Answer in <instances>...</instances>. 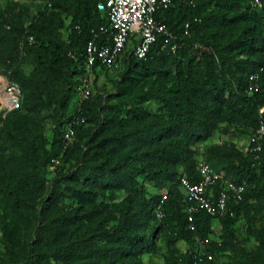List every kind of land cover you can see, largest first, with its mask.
Masks as SVG:
<instances>
[{"label": "trees", "instance_id": "trees-1", "mask_svg": "<svg viewBox=\"0 0 264 264\" xmlns=\"http://www.w3.org/2000/svg\"><path fill=\"white\" fill-rule=\"evenodd\" d=\"M99 1L44 0L29 24L0 9V71L23 94L21 109H0V223L16 244L20 225L27 231L10 264H149L143 254L157 253L158 238L165 264L204 253L207 264H264V147L251 151L264 118V0H173L156 17L177 49L160 35L145 58L125 50L114 91L83 99L84 79L112 70L86 65L89 41L112 43ZM203 162L245 192L222 216L196 213L191 229L181 179L198 182Z\"/></svg>", "mask_w": 264, "mask_h": 264}, {"label": "built area", "instance_id": "built-area-1", "mask_svg": "<svg viewBox=\"0 0 264 264\" xmlns=\"http://www.w3.org/2000/svg\"><path fill=\"white\" fill-rule=\"evenodd\" d=\"M186 1V0H184ZM173 0H100L99 10L108 11L110 25L102 26L100 31L112 33L111 44H99L95 40L89 41L86 47V65L89 72L96 64L110 67L111 69L121 65V59L130 42L132 36H137L132 53L137 58H145L153 44L160 35L164 36L163 47H170L172 51L177 49L174 35L168 30L165 23L159 21L156 13L161 8L168 7ZM255 3L262 6L261 0ZM33 38L30 37V40ZM255 75L250 76V90H257L258 87L253 83ZM90 77L84 79V84L79 88L83 99H87L91 94L89 86ZM6 95L13 102L12 106L0 105L9 110L17 108L23 97L20 86L16 82L7 80L4 86ZM74 123H70L65 131V139L70 141L75 135ZM253 147L251 151L261 152L264 147V118L261 119L256 133L252 137ZM59 163V160H53ZM200 179L194 183L186 177H182L181 184L185 190L189 213L190 228L194 229L195 214L206 211L213 216H222L228 211L230 200L240 201L243 198L245 187L229 179H222L208 163H201L199 166ZM216 187L218 190L216 192ZM166 195H163V199ZM158 216L162 214L158 212ZM201 247L204 242L201 241ZM206 257L193 255L191 264H207L213 259L212 254Z\"/></svg>", "mask_w": 264, "mask_h": 264}, {"label": "rangeland", "instance_id": "rangeland-1", "mask_svg": "<svg viewBox=\"0 0 264 264\" xmlns=\"http://www.w3.org/2000/svg\"><path fill=\"white\" fill-rule=\"evenodd\" d=\"M44 3V0H0V9L5 10L8 12L10 16H13L15 18H21L25 23L29 24L31 22L32 16L35 15L38 11V9L41 7V5ZM68 22V21H67ZM64 35L65 32H64ZM137 41V36H132L130 39V42L127 46V50H132L134 43ZM25 71L27 73H30L32 71V66L30 64L24 65ZM124 70V67H120L118 69H112L111 71L107 72H100L99 75H96L94 73L91 74L90 77V88L93 91V93H111L114 91L112 80L119 77L120 73ZM9 80V78L6 75H3L0 71V87L4 86L6 81ZM0 97L3 101L4 105H12L11 99L6 96V94H0ZM4 98H7V102L4 101ZM79 95L76 93L70 103V109L72 110L78 102ZM23 102V97L21 99L20 105L17 108L14 109H7L0 106V109L4 112V116L12 111V110H18L21 109ZM44 123L47 126V131L49 137H52V131H51V119L48 117V112L44 111ZM220 138L218 136H214L211 139H208L206 141H203L200 143V151L206 150L209 146L216 145L220 142ZM249 143L248 137H242L238 139V144L241 148L245 149L246 146ZM203 155L199 156V159H202ZM52 175V174H50ZM149 189L155 193L158 192V189L154 188L152 184H149ZM215 226V235L212 236V238H217L220 233V224L219 221L216 219L214 221ZM25 224L20 225V229L17 232L16 236V242L11 241L10 237L6 233L4 229V224L0 223V264H10V261L8 259V255L12 251H17L18 249L22 248L26 244V237H27V231L25 229ZM238 234L241 238H246V232H245V226L244 221L240 220L237 224ZM156 247H157V253H144L143 259L145 262L149 264H165L166 262V255L169 254V251L166 247L165 240L162 238H158L156 240ZM256 244V241L254 239H249L247 242L248 247H254ZM178 249L181 252H185L187 249H189V246L186 245L184 242H180L178 244ZM228 257H224L222 260H226Z\"/></svg>", "mask_w": 264, "mask_h": 264}, {"label": "crops", "instance_id": "crops-1", "mask_svg": "<svg viewBox=\"0 0 264 264\" xmlns=\"http://www.w3.org/2000/svg\"><path fill=\"white\" fill-rule=\"evenodd\" d=\"M4 86H5V85H4ZM4 86H1V87H0V94H6V93H5ZM0 105H3V101H2V99H1V97H0Z\"/></svg>", "mask_w": 264, "mask_h": 264}, {"label": "bare ground", "instance_id": "bare-ground-1", "mask_svg": "<svg viewBox=\"0 0 264 264\" xmlns=\"http://www.w3.org/2000/svg\"><path fill=\"white\" fill-rule=\"evenodd\" d=\"M5 95V94H4ZM7 96V95H6ZM9 98V97H8ZM4 101L7 102V98H4ZM12 102V101H11ZM12 105H13V102H12ZM10 105V106H12ZM9 106V105H8Z\"/></svg>", "mask_w": 264, "mask_h": 264}]
</instances>
